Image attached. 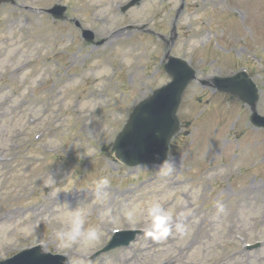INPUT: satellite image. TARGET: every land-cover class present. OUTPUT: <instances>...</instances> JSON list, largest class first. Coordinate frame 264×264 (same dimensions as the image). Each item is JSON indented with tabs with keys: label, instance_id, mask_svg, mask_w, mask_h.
Here are the masks:
<instances>
[{
	"label": "rangeland",
	"instance_id": "374dc122",
	"mask_svg": "<svg viewBox=\"0 0 264 264\" xmlns=\"http://www.w3.org/2000/svg\"><path fill=\"white\" fill-rule=\"evenodd\" d=\"M131 1L0 7V261L42 245L71 264H264V129L248 105L194 82L171 171L128 168L111 151L134 107L170 81L162 37L174 30L172 54L201 79L248 71L264 115V0H144L123 13ZM56 3L67 21L42 12ZM76 20L105 43H86ZM153 204L168 229L152 231ZM76 211L95 239L62 235ZM129 229L145 232L89 259Z\"/></svg>",
	"mask_w": 264,
	"mask_h": 264
},
{
	"label": "water",
	"instance_id": "95a60500",
	"mask_svg": "<svg viewBox=\"0 0 264 264\" xmlns=\"http://www.w3.org/2000/svg\"><path fill=\"white\" fill-rule=\"evenodd\" d=\"M140 1L134 0L124 11ZM92 38L93 36H87L88 40ZM168 60L165 69L172 76V82L136 106L113 145L117 159L125 165H159L166 157L168 158L170 143L180 130L177 113L187 87L197 79V76L196 71L185 61L170 55ZM202 84L222 93L238 96L252 108V123L257 127H264V118L256 111L259 101L258 89L247 73L242 72L231 78L216 77L212 81H203ZM121 236L120 239L115 238L105 251L129 245L135 239L136 232L124 233ZM0 264H69V262L64 257L46 255L40 248H34Z\"/></svg>",
	"mask_w": 264,
	"mask_h": 264
},
{
	"label": "clouds",
	"instance_id": "9594fccd",
	"mask_svg": "<svg viewBox=\"0 0 264 264\" xmlns=\"http://www.w3.org/2000/svg\"><path fill=\"white\" fill-rule=\"evenodd\" d=\"M161 169L171 171L174 167V161L169 158H165L157 166ZM108 184V181L101 180L97 184V190H101L104 186ZM73 219L69 224L68 230L62 235L70 237L71 239H76L79 237H85L87 240H92L97 237V230L95 228H89L86 232L83 230V216L81 211H76L72 213ZM149 216L151 217L150 224L154 231L166 230L171 224L172 218L169 213H165L158 204H153L149 210Z\"/></svg>",
	"mask_w": 264,
	"mask_h": 264
}]
</instances>
